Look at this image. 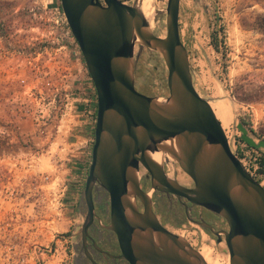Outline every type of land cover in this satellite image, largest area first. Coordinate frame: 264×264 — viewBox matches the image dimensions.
<instances>
[{
  "label": "rangeland",
  "instance_id": "obj_1",
  "mask_svg": "<svg viewBox=\"0 0 264 264\" xmlns=\"http://www.w3.org/2000/svg\"><path fill=\"white\" fill-rule=\"evenodd\" d=\"M156 5L154 32L164 38L168 0ZM61 7V0H0V264H72L92 159L84 137L94 125L70 103L90 99L95 86ZM180 31L194 85L241 157L240 124L264 142V0H181ZM167 79L162 55L145 48L136 88L165 99ZM183 224L174 233L206 250L212 263L230 264L224 235L218 242L193 222Z\"/></svg>",
  "mask_w": 264,
  "mask_h": 264
},
{
  "label": "water",
  "instance_id": "obj_2",
  "mask_svg": "<svg viewBox=\"0 0 264 264\" xmlns=\"http://www.w3.org/2000/svg\"><path fill=\"white\" fill-rule=\"evenodd\" d=\"M140 0H61L97 94L92 160L83 198L92 207L96 182L111 194V228L133 264H208L184 236L164 228L150 193L140 185L144 168L152 190L172 193L223 218L230 264H264V185L233 152L210 101L194 85L180 31L181 0H168L167 35L157 36ZM140 48L136 50V46ZM147 48L162 55L169 96H148L136 88L137 61ZM163 152L194 183L186 188L166 175L154 158ZM143 205L139 211L137 201Z\"/></svg>",
  "mask_w": 264,
  "mask_h": 264
},
{
  "label": "flooded vegetation",
  "instance_id": "obj_3",
  "mask_svg": "<svg viewBox=\"0 0 264 264\" xmlns=\"http://www.w3.org/2000/svg\"><path fill=\"white\" fill-rule=\"evenodd\" d=\"M163 166L168 177L186 188L194 187L190 178H182L185 173L180 168L170 164ZM143 169L141 168V170ZM88 173L89 168L77 206L79 224L71 236L72 264H133L124 254L119 234L111 228L113 223L111 194L100 182H96L92 188L93 204L91 208L86 197L83 198ZM140 185L145 192L150 193L152 191L151 177L148 171L140 177ZM152 200L153 210L161 225L172 233H174V229L182 228L183 223L186 222H193L205 229L211 237L217 238L209 228L203 227L201 223H206L216 232L226 231L227 222L223 218L205 208L193 205L185 198H179L172 193L153 190ZM137 204L139 211L143 212L141 201L138 200Z\"/></svg>",
  "mask_w": 264,
  "mask_h": 264
},
{
  "label": "built area",
  "instance_id": "obj_4",
  "mask_svg": "<svg viewBox=\"0 0 264 264\" xmlns=\"http://www.w3.org/2000/svg\"><path fill=\"white\" fill-rule=\"evenodd\" d=\"M96 91V90H95ZM97 95V94H96ZM69 100V99H68ZM72 103H70L73 107V105L75 104V110L79 111V105L77 104V101L75 98L71 99ZM70 105V106H71ZM80 113H85L89 116H92L95 114L94 110H92L88 105H86V109L83 110V112ZM94 120V125L96 126V120H97V113L95 115V117H93ZM240 150H241V157H239V159L242 161V163L244 164L245 168L247 169V171L254 177L256 178L259 175V170L262 167V161L264 159V152L256 147H251L246 143H240L239 144ZM92 150H93V146L90 149V156L92 158ZM91 164V161L89 163V165Z\"/></svg>",
  "mask_w": 264,
  "mask_h": 264
},
{
  "label": "bare ground",
  "instance_id": "obj_5",
  "mask_svg": "<svg viewBox=\"0 0 264 264\" xmlns=\"http://www.w3.org/2000/svg\"><path fill=\"white\" fill-rule=\"evenodd\" d=\"M139 6H140L141 11L144 13L145 17L148 19V21L150 23V26H151V29L154 32V29H155V26H154V17H155V13L157 11L156 0H140ZM139 48H140V46L137 45L136 46V50L139 49ZM154 158L156 160H158L162 165L167 164V166H168L170 164L171 166L178 167V168L181 169V167L179 166V164L176 161H174V159H172L171 157H169V155H167V154H165L163 152H157V153H155L154 154ZM144 172L145 171L141 170L139 176L142 177V175H143ZM185 177L190 178L188 176V174H186V173L182 176V178H185ZM200 253L205 258L206 262L208 261L207 262L208 264H219V263H212V261H211V255L206 250L201 251Z\"/></svg>",
  "mask_w": 264,
  "mask_h": 264
},
{
  "label": "crops",
  "instance_id": "obj_6",
  "mask_svg": "<svg viewBox=\"0 0 264 264\" xmlns=\"http://www.w3.org/2000/svg\"><path fill=\"white\" fill-rule=\"evenodd\" d=\"M89 98L90 99H88V100L87 99L78 98V99H76V101H77V103H79L78 105H79V111L80 112H83V110L86 109V105H88L92 110H94L95 114L91 116V122L94 125L93 117H95V115L97 113V95H96L95 89H92V91L90 92ZM94 132H95V125H94V129H93L90 137L89 136L84 137V144H85L86 147L90 146L92 148L93 143H94V135H93ZM82 168H83L82 164H79L76 167V169H82ZM88 168H89V164H88ZM88 168H87V170H88ZM263 185H264V182H263Z\"/></svg>",
  "mask_w": 264,
  "mask_h": 264
},
{
  "label": "trees",
  "instance_id": "obj_7",
  "mask_svg": "<svg viewBox=\"0 0 264 264\" xmlns=\"http://www.w3.org/2000/svg\"><path fill=\"white\" fill-rule=\"evenodd\" d=\"M62 8V7H61ZM215 49H216V51H220L219 50V46H218V44H215ZM239 128H240V130H241V132H242V138H241V140L243 141V142H245L246 144H248L249 146H251V147H256V148H258V149H260V150H262L263 151V148H264V142H260V143H256L253 139H251L250 137H249V135H248V133H247V131H246V129L244 128V124L242 123V124H240V126H239ZM261 168H260V170H259V174L262 176V177H264V159H263V161H262V164H261ZM257 179V178H256ZM259 182H262L263 181V179H257Z\"/></svg>",
  "mask_w": 264,
  "mask_h": 264
}]
</instances>
